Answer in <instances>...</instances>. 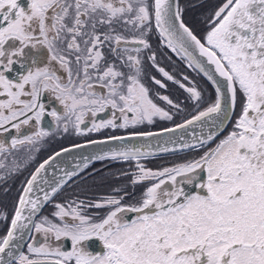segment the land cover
<instances>
[{"label":"snow or ice","instance_id":"snow-or-ice-1","mask_svg":"<svg viewBox=\"0 0 264 264\" xmlns=\"http://www.w3.org/2000/svg\"><path fill=\"white\" fill-rule=\"evenodd\" d=\"M13 191L0 264H264V0H0Z\"/></svg>","mask_w":264,"mask_h":264},{"label":"flooded vegetation","instance_id":"flooded-vegetation-1","mask_svg":"<svg viewBox=\"0 0 264 264\" xmlns=\"http://www.w3.org/2000/svg\"><path fill=\"white\" fill-rule=\"evenodd\" d=\"M184 2L193 3L194 0H184ZM215 2H216V0H205L206 7L210 6L212 3H215ZM204 12H205V8L197 7V8H194V9L190 8L187 11V13H186L188 18L191 19L193 21V23L196 24L197 30L199 32H202V30H203V25L201 23H199V21L201 19V14L204 13ZM173 59L177 60V62H179L177 57L173 56ZM187 72H188V74L191 77H194L197 80L200 79V77H198L196 75V73L192 72L190 69H188ZM201 83H203V81H201ZM67 143H68L67 140H57V141H53L50 146L46 145L41 150V152L39 153L38 158H37V163L42 161L49 154H51V152L53 150L58 149L61 144H67ZM97 169L103 170V166L98 167ZM24 175H27V173H25ZM20 179H22V178H18L17 183L14 185L15 188L19 187V180ZM12 196H13V192L11 193V196L0 195V200H3L5 203H7V202H9L11 200ZM51 210L52 209L50 207H46L44 210H42V214L48 215L51 212ZM88 244H89V250H92L94 253L97 252V251H102V245L99 244V241H97V240L89 241ZM68 245L69 246L65 250H70V247H71V242L70 241H68Z\"/></svg>","mask_w":264,"mask_h":264},{"label":"rangeland","instance_id":"rangeland-1","mask_svg":"<svg viewBox=\"0 0 264 264\" xmlns=\"http://www.w3.org/2000/svg\"><path fill=\"white\" fill-rule=\"evenodd\" d=\"M158 163H159V161H156V162H154V163H153L152 165H150V166L155 167L156 164H158ZM101 166H103V165L100 164L99 162H97L96 165H95L96 169H97L98 167H101ZM15 194H16L15 191H13V196H14Z\"/></svg>","mask_w":264,"mask_h":264},{"label":"water","instance_id":"water-1","mask_svg":"<svg viewBox=\"0 0 264 264\" xmlns=\"http://www.w3.org/2000/svg\"><path fill=\"white\" fill-rule=\"evenodd\" d=\"M85 151H88V150H85ZM70 155H76V154L75 153H72ZM61 159H63V157ZM64 243H65L64 246H65V249H66L69 246L68 245V241H65Z\"/></svg>","mask_w":264,"mask_h":264}]
</instances>
